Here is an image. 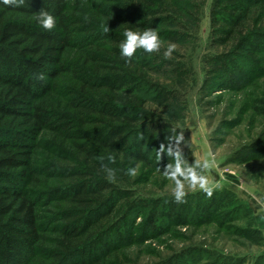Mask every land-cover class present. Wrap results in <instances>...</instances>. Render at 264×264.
<instances>
[{"label": "trees", "instance_id": "trees-1", "mask_svg": "<svg viewBox=\"0 0 264 264\" xmlns=\"http://www.w3.org/2000/svg\"><path fill=\"white\" fill-rule=\"evenodd\" d=\"M187 3L26 0L19 8L0 6V264H121L115 256L127 243L230 207L214 194L199 204L141 198L117 182L141 183L140 173L173 162L157 155L171 133L156 130L146 107L149 97L161 98L149 78L158 70L155 52L138 49L127 63L119 44L126 30L150 28L162 44ZM42 9L56 18L51 30L36 20ZM210 19L215 44L233 47L223 66L226 82L246 84L244 69L260 68L264 58V0H213ZM62 77L69 84L61 85ZM46 138L59 143L55 157L72 165H39ZM101 163L117 169L114 182ZM129 167L139 174L132 178ZM51 176L61 183L44 197L39 190ZM129 215L143 218L142 235L131 241Z\"/></svg>", "mask_w": 264, "mask_h": 264}, {"label": "rangeland", "instance_id": "rangeland-1", "mask_svg": "<svg viewBox=\"0 0 264 264\" xmlns=\"http://www.w3.org/2000/svg\"><path fill=\"white\" fill-rule=\"evenodd\" d=\"M82 1L86 5L98 0ZM212 2L188 0L184 11L174 14V26L168 28L173 32L155 52L158 70L149 73L161 98L149 97L146 107L154 113L152 125L157 131L173 136L183 132L181 166L205 177L212 194L224 196L225 203L231 205L210 219L205 218L207 212L202 218L194 214L192 219L198 223L172 226L163 235L137 241L130 239L142 235L143 218L129 215L131 228L126 237L131 242L115 256L121 264H264V58L260 68L244 69L243 74L250 76L246 84L226 82L222 71L233 47H219L214 42ZM170 44L176 48L171 56H165ZM79 54L73 52L70 57L78 60ZM68 81L62 77L59 83L67 85ZM51 141L43 140L39 165H72L55 157L60 146ZM170 157L173 162L167 166L174 167L176 161ZM205 161L209 167L202 168ZM166 167L158 163L154 172L140 173L138 184L117 182L137 189L141 198H174L175 181L165 174ZM44 182L45 187L39 190L44 197L52 196L61 183L53 176L44 177ZM183 182L184 198L190 203H207V197L212 196L199 184L192 187L189 181Z\"/></svg>", "mask_w": 264, "mask_h": 264}, {"label": "clouds", "instance_id": "clouds-1", "mask_svg": "<svg viewBox=\"0 0 264 264\" xmlns=\"http://www.w3.org/2000/svg\"><path fill=\"white\" fill-rule=\"evenodd\" d=\"M25 4L26 0H0V6H6L9 8H19ZM36 20L38 24L46 30H51L56 25V18L46 9H42L36 14ZM108 30V27H106L105 31L107 32ZM124 37V40L119 44V54L127 63H131L134 54L138 49H143L145 53H153L158 52L161 48V40L158 33L151 28L144 30L143 32H136L128 29L125 31ZM175 48V44H170L165 50L164 55L171 56ZM40 78L43 79V76L41 75ZM183 140V132L176 133L174 136L170 135L167 138V147L162 144L157 152L158 157H161L162 154H167L168 156H172L176 161L174 167H166L165 174L175 181L173 195L177 202H182L186 195L184 190V180L189 181L192 187H196L197 184H199V187L206 191L209 196L212 194V190L206 187L207 181L205 177L198 175L193 168H183L181 166V143ZM173 142L175 143L173 144ZM113 159L114 157L112 156L108 157L109 161H112ZM201 167H209L208 162L205 161ZM101 171L110 182H114L117 179V169L109 166L108 163H101ZM127 173L130 176H135L137 168L129 167Z\"/></svg>", "mask_w": 264, "mask_h": 264}]
</instances>
